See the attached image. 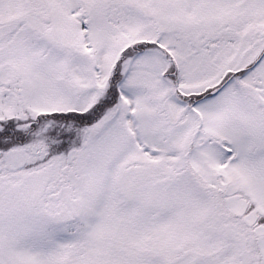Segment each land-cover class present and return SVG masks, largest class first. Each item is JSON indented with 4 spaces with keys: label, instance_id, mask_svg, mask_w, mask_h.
Wrapping results in <instances>:
<instances>
[{
    "label": "snow or ice",
    "instance_id": "snow-or-ice-1",
    "mask_svg": "<svg viewBox=\"0 0 264 264\" xmlns=\"http://www.w3.org/2000/svg\"><path fill=\"white\" fill-rule=\"evenodd\" d=\"M0 264H264V0H0Z\"/></svg>",
    "mask_w": 264,
    "mask_h": 264
}]
</instances>
